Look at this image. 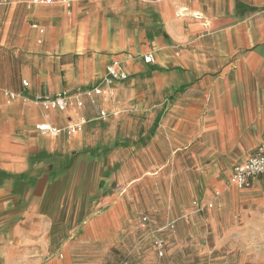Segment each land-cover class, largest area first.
I'll return each mask as SVG.
<instances>
[{
  "label": "crops",
  "instance_id": "crops-1",
  "mask_svg": "<svg viewBox=\"0 0 264 264\" xmlns=\"http://www.w3.org/2000/svg\"><path fill=\"white\" fill-rule=\"evenodd\" d=\"M113 62L127 79L104 109L119 114L100 117L85 92ZM62 92L83 106L35 101ZM80 119L70 138L35 129ZM263 143L264 0H0V264H75L140 215L175 221L164 252L230 241L264 264V175L221 199L243 196L240 224L206 207Z\"/></svg>",
  "mask_w": 264,
  "mask_h": 264
},
{
  "label": "rangeland",
  "instance_id": "rangeland-1",
  "mask_svg": "<svg viewBox=\"0 0 264 264\" xmlns=\"http://www.w3.org/2000/svg\"><path fill=\"white\" fill-rule=\"evenodd\" d=\"M230 177L226 181L224 193L215 194L217 205L215 202L206 205V207L210 205V209H215L223 215L222 223L224 226L228 224V228H232V223L240 224V222H234L237 221L235 218L231 222L232 218L230 219L228 215H240L244 206L243 196L240 195L237 201L222 204V197L229 195L232 189L243 191L230 183ZM143 218H146V221H143ZM169 222L175 221H162L155 219L154 216L140 215L132 224L122 228L119 244L115 247L74 249L72 255L75 257V264H241L239 254L229 253V247L225 245L230 241H223L219 249L197 256V259H194L191 254H171L169 251H165L161 257L158 256L154 249L156 240L163 239L169 246L173 244L169 240L172 231L166 229ZM61 258L58 254L57 259L62 260Z\"/></svg>",
  "mask_w": 264,
  "mask_h": 264
},
{
  "label": "built area",
  "instance_id": "built-area-1",
  "mask_svg": "<svg viewBox=\"0 0 264 264\" xmlns=\"http://www.w3.org/2000/svg\"><path fill=\"white\" fill-rule=\"evenodd\" d=\"M3 3H7V0H2ZM54 3V0H30V5H50ZM60 4L65 6L67 10L70 9L72 0H60ZM32 28L38 29L36 24L31 25ZM40 32H42L40 30ZM143 61L146 64L154 62L152 54L143 56ZM127 79L126 74L122 71L119 62H113L107 64L104 68V72L101 77V84L92 87L85 92V97L89 100V103L97 108V113L100 117L115 116L119 114V110L114 108L111 111H106L104 105L110 103L115 96L116 84ZM22 86L27 87V82L22 81ZM9 97H13L12 94H7ZM35 101L40 103L44 110H53L63 112L69 107H82L83 102L73 101L68 97L66 92H62L52 98L43 96H36ZM85 119H80L77 124L67 125L63 129L48 125L39 124L35 126L37 132L41 134L56 135L61 132L65 134L67 138L72 137L79 132L86 124ZM264 175V143L261 144L254 155H252L246 162L238 164L233 168L230 183L238 189H247L251 187L252 179ZM210 208L211 206H207ZM146 221V218H143ZM167 231H173L175 229V222H169L166 225ZM165 240L158 239L154 242V249L158 256H162L164 253Z\"/></svg>",
  "mask_w": 264,
  "mask_h": 264
}]
</instances>
